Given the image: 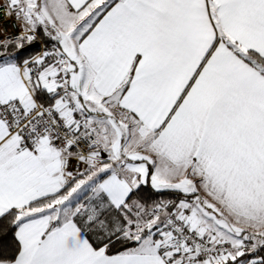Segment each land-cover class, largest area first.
<instances>
[{"label":"snow or ice","instance_id":"obj_1","mask_svg":"<svg viewBox=\"0 0 264 264\" xmlns=\"http://www.w3.org/2000/svg\"><path fill=\"white\" fill-rule=\"evenodd\" d=\"M0 264H264V0H0Z\"/></svg>","mask_w":264,"mask_h":264},{"label":"built area","instance_id":"obj_2","mask_svg":"<svg viewBox=\"0 0 264 264\" xmlns=\"http://www.w3.org/2000/svg\"><path fill=\"white\" fill-rule=\"evenodd\" d=\"M7 23H8V24H11L12 22H11V21H8Z\"/></svg>","mask_w":264,"mask_h":264}]
</instances>
